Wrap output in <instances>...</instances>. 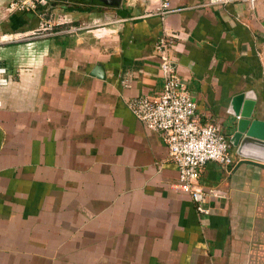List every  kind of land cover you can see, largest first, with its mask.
I'll list each match as a JSON object with an SVG mask.
<instances>
[{"label": "crops", "instance_id": "1", "mask_svg": "<svg viewBox=\"0 0 264 264\" xmlns=\"http://www.w3.org/2000/svg\"><path fill=\"white\" fill-rule=\"evenodd\" d=\"M11 1L0 0L11 76L0 86V264H264V0H172L181 9L165 19L143 0L10 12ZM63 19L85 29L3 40ZM164 31L179 35L174 67L201 123L229 139L243 113L259 123L232 143L234 166H204L207 214L161 132L128 105L164 89Z\"/></svg>", "mask_w": 264, "mask_h": 264}, {"label": "built area", "instance_id": "2", "mask_svg": "<svg viewBox=\"0 0 264 264\" xmlns=\"http://www.w3.org/2000/svg\"><path fill=\"white\" fill-rule=\"evenodd\" d=\"M143 1L147 4L148 14L159 15L162 19H165L168 13L181 9L174 7L172 0ZM47 4L48 0H13L8 4L7 10L34 11ZM83 28L82 25L63 19L55 27L42 24L37 29L7 33L3 40L23 42L41 36L78 32ZM178 37L175 32L164 31L155 44L165 80L163 91L158 95L134 97L128 100V105L148 128L161 132L168 147L169 158L177 166L179 185L190 194L197 211L207 214L211 211L207 206L210 193L200 181L204 166L210 161L234 166L237 161L232 156L230 139L217 126L201 123L196 118L197 104L186 81L175 70V59L171 54ZM10 81L8 68L0 64V86H6Z\"/></svg>", "mask_w": 264, "mask_h": 264}, {"label": "water", "instance_id": "3", "mask_svg": "<svg viewBox=\"0 0 264 264\" xmlns=\"http://www.w3.org/2000/svg\"><path fill=\"white\" fill-rule=\"evenodd\" d=\"M54 1H59V0H54ZM62 1H68V0H62ZM101 1L115 5V4H120L122 0H101ZM102 72H103L102 66H97L95 75L103 77L104 75ZM250 115H251L250 112H247V113H243L242 115H240V117H238L239 119L237 122V130L230 139L231 143H237L243 137L246 140L255 136L256 134L255 130H257V126L259 123L258 121L251 122L249 119Z\"/></svg>", "mask_w": 264, "mask_h": 264}, {"label": "trees", "instance_id": "4", "mask_svg": "<svg viewBox=\"0 0 264 264\" xmlns=\"http://www.w3.org/2000/svg\"><path fill=\"white\" fill-rule=\"evenodd\" d=\"M41 6H39L38 8H40ZM70 9H72V8H70Z\"/></svg>", "mask_w": 264, "mask_h": 264}, {"label": "rangeland", "instance_id": "5", "mask_svg": "<svg viewBox=\"0 0 264 264\" xmlns=\"http://www.w3.org/2000/svg\"><path fill=\"white\" fill-rule=\"evenodd\" d=\"M61 11H63V10H61ZM85 29V28H84Z\"/></svg>", "mask_w": 264, "mask_h": 264}]
</instances>
